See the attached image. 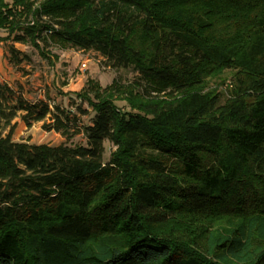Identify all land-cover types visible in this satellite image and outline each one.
<instances>
[{
	"label": "trees",
	"instance_id": "1",
	"mask_svg": "<svg viewBox=\"0 0 264 264\" xmlns=\"http://www.w3.org/2000/svg\"><path fill=\"white\" fill-rule=\"evenodd\" d=\"M1 31L134 77H86L88 124L0 82V264H264V0H0ZM16 116L65 142L13 140Z\"/></svg>",
	"mask_w": 264,
	"mask_h": 264
},
{
	"label": "rangeland",
	"instance_id": "2",
	"mask_svg": "<svg viewBox=\"0 0 264 264\" xmlns=\"http://www.w3.org/2000/svg\"><path fill=\"white\" fill-rule=\"evenodd\" d=\"M0 34L5 37L6 32ZM11 48L17 60H13ZM104 58L93 50H79L56 47H35L15 42L10 38L0 40V82L12 89L10 103L18 99L26 102L44 100L52 105L62 106L80 105L85 111L77 110V117L82 124H88L92 111L86 102H78L76 93L84 86L86 77H92L102 86L107 85L114 77L130 80L134 73L130 68H120L117 71L104 64ZM84 63V66H81ZM240 73L237 69L223 70L220 74L207 79L204 92L217 94L223 101L230 97L238 86ZM48 120L32 122L30 126L16 116L11 125H14L12 139L28 143H48L57 145L65 142L58 132L48 130L43 125ZM69 143H84L81 134L68 140ZM104 160L109 158V151L113 146L104 142Z\"/></svg>",
	"mask_w": 264,
	"mask_h": 264
},
{
	"label": "built area",
	"instance_id": "3",
	"mask_svg": "<svg viewBox=\"0 0 264 264\" xmlns=\"http://www.w3.org/2000/svg\"><path fill=\"white\" fill-rule=\"evenodd\" d=\"M81 66H84V63H81Z\"/></svg>",
	"mask_w": 264,
	"mask_h": 264
}]
</instances>
